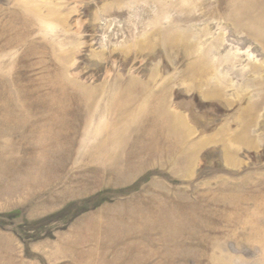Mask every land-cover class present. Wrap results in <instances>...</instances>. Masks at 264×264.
I'll list each match as a JSON object with an SVG mask.
<instances>
[{"label":"rangeland","instance_id":"rangeland-1","mask_svg":"<svg viewBox=\"0 0 264 264\" xmlns=\"http://www.w3.org/2000/svg\"><path fill=\"white\" fill-rule=\"evenodd\" d=\"M0 264H264V0H0Z\"/></svg>","mask_w":264,"mask_h":264}]
</instances>
